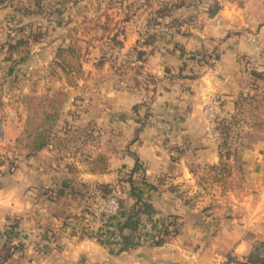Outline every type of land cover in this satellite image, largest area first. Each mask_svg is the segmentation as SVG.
<instances>
[{"label": "rangeland", "instance_id": "obj_1", "mask_svg": "<svg viewBox=\"0 0 264 264\" xmlns=\"http://www.w3.org/2000/svg\"><path fill=\"white\" fill-rule=\"evenodd\" d=\"M52 1L56 0H0V264H28V229L32 224L39 233L45 228L44 234L37 233L39 240L52 241L56 224L46 221L51 211L78 216L91 205L86 217L91 221L99 197L115 194L122 204V193L135 179L132 171L113 180L95 179L91 185L78 180L74 173L81 168L76 167V160L90 162L93 167L104 165L105 153L94 150L109 149L110 141L117 149L126 148L122 147L124 126L120 115L140 113L138 104L123 110L125 99L114 96L113 89L116 93L124 86L121 79L133 87L145 83L143 89L154 91L162 73L170 78L195 79L200 69H213L210 82L219 84L225 78L223 87L213 90L209 98H201H212L216 103L215 140L205 138L195 122L190 125L196 128L192 136H172L170 144L163 142L167 151L217 149V162L190 161L194 179L191 188L181 193L189 195L190 200L194 198L191 205L203 210L207 205L202 203L204 197L222 192L233 179L238 183L255 175L250 161L259 162V175L264 177V47L254 52L247 36L236 55L222 57L220 50V40L254 28H231L220 37L198 36L197 30L202 27L196 20L213 12L210 4H203L206 0H92V10L82 9L85 18L77 24L72 20L78 19V11L67 12L65 22L70 25L64 24L66 37L62 35L48 51L46 42L57 35L47 33L51 28L42 19L63 12L58 5L54 9ZM190 1L195 7L188 8ZM71 2L68 6L75 5ZM206 5L209 8H202ZM128 33L135 39L128 41ZM121 45L136 53L135 64H129L126 53L118 50ZM60 47L66 51H59ZM159 51L168 57L161 60L169 63L162 64L161 74L146 70L137 76L140 68L148 65L149 54ZM68 63L78 70H65L63 65ZM84 70L90 73L82 75ZM107 80L110 94L105 93ZM153 95L148 90L143 104ZM201 108L206 115L205 105ZM88 111L100 115L112 112L114 119L100 123L75 117ZM144 113L145 123L155 128L150 118H165L156 112ZM105 123L113 130L111 137L105 136ZM174 155L169 154L171 159L177 157ZM31 197L35 198L33 206L27 203ZM170 223L174 222L161 226V232H174L176 228L165 229ZM159 231L156 235L161 239ZM256 245L264 253L263 242ZM244 259L235 260L240 264Z\"/></svg>", "mask_w": 264, "mask_h": 264}, {"label": "crops", "instance_id": "obj_2", "mask_svg": "<svg viewBox=\"0 0 264 264\" xmlns=\"http://www.w3.org/2000/svg\"><path fill=\"white\" fill-rule=\"evenodd\" d=\"M52 2L54 9L58 5L63 12L61 14L53 12L42 19L51 28L47 33L52 32V37L57 35V38L46 42L48 46L45 49H49L48 51L62 35L66 37L64 24L67 23L65 22L67 12L78 11L76 16L78 19L72 20L77 24L80 18H85L82 16V9L93 8L92 0H73L74 6H68L72 3L71 0ZM205 3L210 4V8L213 7V12L203 16L202 20H196L201 21L198 26L202 27V30H197L198 36L220 37L231 28L245 26L254 28L252 32L233 33L225 40H220L222 57L236 55L247 36L254 52L264 47V0H206L203 4ZM186 4L188 2H185ZM190 7H195L194 1H190L188 8ZM202 8L209 7L206 5ZM135 37L134 34L128 33L127 40H134ZM149 55L151 65L148 63L141 67L137 76H142L141 72L145 73L146 70L159 75L163 65L169 64L168 61H162L168 57L161 51ZM257 55L258 53L256 57ZM213 71L200 69L199 78L195 79L185 76L170 78L162 73L157 78V88L154 91L151 88L143 89L142 85H147L145 83L133 87L128 81L120 80L124 84L122 90L115 93L113 89V92L116 98L125 99L121 108L126 110L131 105L138 104L137 110L140 113L120 115L119 121L124 126L122 138L125 144L122 147L126 148L117 149L118 146H113V141H110L109 149L94 150L100 155L105 153L104 165L93 167L90 162L76 160V167L81 168H76L74 172L78 180L91 185L95 179L113 180L116 176L132 171L135 179L131 181V187L127 186L122 193L120 212L112 218L111 227L108 229L97 228L93 221L87 220L91 205L81 214L78 211L80 214L78 216L67 217L66 213L56 215L51 213L52 211L49 212L46 221L52 225L56 224L53 228L55 236L50 238L52 241L39 240L40 238L36 236L39 233L38 228L34 224L30 225L28 230L31 243L28 249L31 254L28 264H215L219 255L244 259L257 242L264 240V177L259 175V162L250 161L249 166H253L255 175L250 174L247 179L241 181L242 183L240 181L236 183L233 179L230 186L224 188L222 192L207 195L202 201L207 205L205 209L200 210L197 206L191 205L194 198L190 200L189 195L181 193V190L191 188V179H194L191 177L190 161L217 162L219 160L217 149L167 151L168 149L163 148V142L170 144L172 137L165 139L161 131L146 124L143 117L147 116L145 110L164 116L169 121L172 136L175 138L192 136L196 128L190 125L196 122L206 138L207 121L201 107L208 99L201 101V98L203 99V96L209 98L213 90L225 84V78H221L219 84L210 82ZM82 72V75L90 73L88 70ZM80 78L82 80L83 77ZM111 79L115 77L112 76ZM78 84L81 85L82 82ZM108 84L107 80L106 94L112 93L106 90ZM148 90L154 93L153 99L143 104V97L145 99ZM75 117L81 121L92 119V122L101 123L112 122L114 114L105 111L100 115L88 111L86 114L81 112L79 117ZM105 125L107 128L105 136L111 137L113 130L108 124ZM133 136L134 138L129 141ZM169 152H173L177 157L171 159ZM81 169L86 171L82 172ZM85 174L86 176H83ZM27 203L33 206L35 198L31 197ZM77 208L80 210L81 207L75 205V209ZM131 214V226H125L121 231L129 239L123 246L119 226ZM64 219L69 220L68 223L63 224L61 221ZM170 220L174 223H170L165 229L168 231L176 228L174 232H161L160 227ZM44 229L42 228L41 234H44ZM158 231L161 232V239L156 235Z\"/></svg>", "mask_w": 264, "mask_h": 264}, {"label": "built area", "instance_id": "obj_3", "mask_svg": "<svg viewBox=\"0 0 264 264\" xmlns=\"http://www.w3.org/2000/svg\"><path fill=\"white\" fill-rule=\"evenodd\" d=\"M120 52L126 53L127 62L129 64H135L137 62V55L134 51H128L123 45L118 47ZM216 103L214 99L210 98L205 103V112H206V136L211 140H215V132L213 127L215 125L216 112ZM157 128L163 134L165 139H170L172 137L171 127L169 122L163 117H154L153 119ZM121 209L120 199L115 194H108L99 197L93 205L92 213L90 214V219L99 228L108 229L111 227L112 218L115 217ZM215 264H237V261L234 258H231L227 255H219ZM239 264V263H238ZM243 264V263H240Z\"/></svg>", "mask_w": 264, "mask_h": 264}, {"label": "trees", "instance_id": "obj_4", "mask_svg": "<svg viewBox=\"0 0 264 264\" xmlns=\"http://www.w3.org/2000/svg\"><path fill=\"white\" fill-rule=\"evenodd\" d=\"M70 49V48H68ZM67 49V50H68ZM59 51H66V49L64 47H60V50ZM63 68L65 70H67L66 68H68V70H78V68H76V66L74 65H71L70 63H68V65L64 64L63 65ZM217 115L215 117V125L213 127V130L215 132V135L217 134ZM131 192L132 189H131ZM131 218H132V214L129 215L127 217V219L125 220V222H123L120 226H119V229H120V232H119V235L122 237L123 239V246L126 245L127 241L129 240L128 237H126V235H124L121 231H122V228L125 227V226H131ZM263 244H264V240L262 241ZM243 264H264V253L261 251V246H257L255 245V247L246 255Z\"/></svg>", "mask_w": 264, "mask_h": 264}]
</instances>
